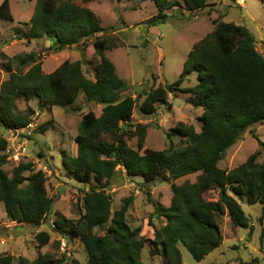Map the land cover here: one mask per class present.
I'll return each instance as SVG.
<instances>
[{
  "label": "trees",
  "instance_id": "1",
  "mask_svg": "<svg viewBox=\"0 0 264 264\" xmlns=\"http://www.w3.org/2000/svg\"><path fill=\"white\" fill-rule=\"evenodd\" d=\"M92 1L80 0V4L75 0H37L28 39L48 37L54 42L52 49L58 52L85 44L95 37L93 47L101 60L96 81L85 76L80 62L73 65L66 61L50 74H44L40 64L34 65L27 73H12L2 84L1 124L7 129L27 125L29 116L14 112L16 100L23 97H36L40 104L50 108H65L84 93L89 101L103 107L100 117L91 111L82 117L75 137L78 155L64 159L65 166L80 182L86 184L93 178L96 186L85 192L84 214L77 223L69 226L70 221L65 216L56 214L53 229L61 237L72 235L81 239L88 256L85 264H146L142 257L146 240L140 236V229L132 228L127 220L130 201L112 212V198L106 189L118 166L123 167L130 177L142 176L147 185L159 178L171 182L200 173L195 183L171 185L172 201L168 208L156 204L152 217L165 218L167 222L155 231L152 245L156 246L166 264H184L180 246L201 263L223 242L217 212L205 198L208 191H220V201L236 228L251 226L235 197L245 198L251 206L261 205L264 215V162L258 161L261 152H255L231 171L219 167L227 151L247 130L264 123V57L257 51L255 37L247 27L215 21V29L195 44L188 54L180 78L173 85L148 93L140 107L143 114L154 115L156 104L165 102L168 93L178 90L185 79L196 73L197 85L182 91L193 95L194 105L203 109L199 118L201 132L198 133L193 126L180 124L167 136L186 139L185 147H169L161 151L145 149L140 154L124 140L125 127L132 118L136 100L131 96H120L125 84L104 54L110 48L108 43L98 37L104 28L95 13L84 6ZM154 1L159 12L146 21L148 27L166 24L167 12L174 7H184L193 13L209 5L207 0ZM0 20L13 21L9 0L0 4ZM107 135L114 140L112 143L104 140L103 136ZM136 136L138 149L142 150L147 129L137 126ZM258 143L264 152V142L258 139ZM7 147L8 141L0 138V154L6 152ZM6 155L0 156V203H4L11 221L40 226L51 216L55 203L47 192L46 174L42 170L33 172L31 163H21L8 177L3 170L10 156ZM27 172L31 175L25 176ZM97 228L104 230L105 235H96L94 230ZM37 239L44 246L51 236L42 232ZM260 242H264V225ZM13 260L12 256L0 252V264H14ZM65 262L64 257L55 261L49 255L39 256L34 261L20 258L21 264ZM72 264L81 263L75 260ZM238 264L253 263L242 261Z\"/></svg>",
  "mask_w": 264,
  "mask_h": 264
},
{
  "label": "rangeland",
  "instance_id": "2",
  "mask_svg": "<svg viewBox=\"0 0 264 264\" xmlns=\"http://www.w3.org/2000/svg\"><path fill=\"white\" fill-rule=\"evenodd\" d=\"M3 1L0 0V4ZM9 1L13 21L0 20V94L2 84L10 79L12 73H27L37 64H40L44 74H50L66 61L73 65L80 62L85 76L96 81L97 66L101 60L93 47L95 37L88 39L85 44L56 52L52 49L54 42L48 37L28 39L30 21L38 7L37 0ZM75 1L80 3V0ZM207 3L209 5L203 10L193 13L184 7H174L167 12V23L156 27H148L146 24L147 20L159 12L154 0H94L84 5L95 13L104 28L98 37L108 43L110 48L104 54L125 84L120 90V96H131L136 100L132 118L125 127L127 134L124 140L140 154L145 149L161 151L169 147H185L186 139L167 136L180 124L193 126L198 133L201 132L202 123L199 118L203 109L194 105L193 95L182 91L197 85L196 73L185 79L178 90L176 88L168 93L165 102L157 103L154 115L143 114L140 107L148 93L173 85L180 78L188 54L195 44L215 29V21L247 27L255 37L257 51L264 57L263 1L207 0ZM16 101L14 112L29 116V121L25 126L16 127L14 130L18 131L13 136V130L2 125L0 117V138L8 141L9 147L13 144L27 148L22 155L9 157L3 170L11 177L13 169L19 164L31 163L33 172L42 170L46 174L47 192L55 203L51 216L40 226L11 221L4 203H0V252L12 256L14 264H21L22 257L34 261L44 255H49L55 261L64 257V264H72L75 260L85 264L88 256L81 239L72 235L59 236L54 232L52 224L56 214L65 216L70 221L69 226L75 225L84 214V194L90 187L96 186V182L93 178L86 184L80 182L70 168L65 166L64 159L78 155L75 137L82 117L90 111L100 117L103 107L89 101L84 93H80L75 103L65 108L43 106L36 97H23ZM137 126L147 129L142 150L138 149ZM26 127L31 131L21 130ZM103 137L107 143L114 141L110 135ZM257 138L264 142V123L247 130L227 151L219 167L231 171L257 151L261 152L258 161L264 162V152ZM3 155L7 156L6 152L0 154ZM116 172L106 189L112 198V212L130 201L128 223L132 228H139L140 236L146 240L143 261L146 264H166L156 246L152 245L155 231L167 222L165 218L152 217L156 204L168 208L172 201L171 185L195 183L200 173L171 182L159 178L147 185L142 176L130 177L121 166L116 168ZM30 175V172L25 173V176ZM219 195L220 191L213 189L205 194V198L214 205L217 212L223 235L221 246L201 263H197L188 250L180 246L184 264H238L242 261L264 264V242H260L264 225L261 205L251 206L245 198L235 197L251 226L247 229L236 228ZM42 232L51 236L44 246L37 239V235ZM94 233L104 236L106 232L97 228Z\"/></svg>",
  "mask_w": 264,
  "mask_h": 264
},
{
  "label": "built area",
  "instance_id": "3",
  "mask_svg": "<svg viewBox=\"0 0 264 264\" xmlns=\"http://www.w3.org/2000/svg\"><path fill=\"white\" fill-rule=\"evenodd\" d=\"M13 130V136H14V133L18 130H14L15 128H11ZM10 129V130H11ZM22 131H26V132H30L31 130H28L27 127L26 128H23L21 129ZM26 137V134L24 135ZM30 137V136H29ZM27 137V138H29ZM11 142V141H10ZM27 147H23V146H18L16 147L15 145H11V147H9V144H8V147H7V150L10 149L9 151H6V154H9L10 158L13 157V156H16L18 157L19 155H22V153L25 151ZM44 169V168H43ZM53 228L55 227V224L53 223L52 224Z\"/></svg>",
  "mask_w": 264,
  "mask_h": 264
},
{
  "label": "clouds",
  "instance_id": "4",
  "mask_svg": "<svg viewBox=\"0 0 264 264\" xmlns=\"http://www.w3.org/2000/svg\"><path fill=\"white\" fill-rule=\"evenodd\" d=\"M54 223V222H53ZM55 224V223H54ZM55 227H56V225H55Z\"/></svg>",
  "mask_w": 264,
  "mask_h": 264
}]
</instances>
